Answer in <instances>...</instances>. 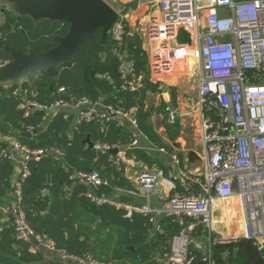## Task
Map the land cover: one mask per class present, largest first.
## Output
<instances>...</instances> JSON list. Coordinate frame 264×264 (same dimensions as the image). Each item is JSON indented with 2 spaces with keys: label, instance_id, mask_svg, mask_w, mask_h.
Listing matches in <instances>:
<instances>
[{
  "label": "built area",
  "instance_id": "1",
  "mask_svg": "<svg viewBox=\"0 0 264 264\" xmlns=\"http://www.w3.org/2000/svg\"><path fill=\"white\" fill-rule=\"evenodd\" d=\"M160 17L144 27L142 55L147 70H140L127 51L128 24L119 13L110 30L112 56L119 62L121 91L141 92L148 80L156 82L172 75L181 64L182 75L198 79L194 99H188L189 114L196 122L201 152L195 153L199 170L185 166L178 147L168 139V128L176 125L179 113L167 108L155 112L151 124L159 137L173 147L154 145L139 127L136 109L123 112L112 105L103 106L87 98L74 101L58 99L50 106L24 99L19 108L28 118L35 110L45 113L41 122L29 126L33 133L45 128L52 116L66 111L63 119L74 130L87 122L104 127L112 120L118 126L133 130L130 148L168 157L165 169H150L129 159L126 149L97 143L93 148L108 155L109 165L134 185L132 190L116 189L114 195L97 194L106 183L100 170H79L69 174L70 190L87 186L80 196L97 207L111 205L123 208L126 218L134 213L146 217L155 231L164 234L168 220L183 227L181 234L170 238V249L163 264H192L195 253L204 251L205 261L212 264L214 245L247 239L262 249L264 246V0H155ZM184 37L187 42H180ZM8 63L0 65V67ZM63 94L65 87L58 91ZM18 90L14 91L17 95ZM51 110H55L52 113ZM73 130V131H74ZM142 140L150 145H141ZM118 148V153L111 151ZM53 156L64 163V152L57 147L32 150L19 140L0 141V161L14 165L6 179L8 227L15 242L30 248L61 254L77 264H112L92 254L68 255L57 249L45 233H38L28 221L24 207L23 183L30 175L32 161ZM68 168V167H67ZM50 182V178L46 183ZM126 195L132 202H124ZM161 202L154 206V200ZM217 212L218 218H215ZM0 206V232L6 223ZM187 220L190 222L187 223ZM224 229V230H222ZM232 232V233H231ZM198 235V238L197 236ZM202 239H205L202 241ZM205 244V245H204Z\"/></svg>",
  "mask_w": 264,
  "mask_h": 264
},
{
  "label": "trees",
  "instance_id": "2",
  "mask_svg": "<svg viewBox=\"0 0 264 264\" xmlns=\"http://www.w3.org/2000/svg\"><path fill=\"white\" fill-rule=\"evenodd\" d=\"M130 6L132 4L122 8L121 15H124ZM4 18V22L0 23V65L13 62L4 46L25 55L42 54L51 51L56 46L53 41L67 35L70 30V24L65 21L35 20L9 10H4ZM112 46L110 35L104 42L102 32L97 31L93 38L84 44V53L74 59L71 68L59 66L51 74L36 73L31 82L12 83L8 87L0 86V137L19 140L32 150L57 147L65 154V164L53 156L43 157L40 161H32L30 164V175L23 183L24 207L28 221L36 232L47 234L57 249L68 255L95 256L98 250L96 234L91 232L86 224L97 220L99 225L96 232L108 230L116 235L114 239H108L106 246L112 253L110 258L104 260L106 263L116 264V261H119L117 264H123L122 260L131 259L155 264L156 254L158 252L164 254L170 249L168 238L181 234L184 228L165 220V233L160 234L155 231L148 219L139 213L126 218V211L123 208L116 209L111 205L97 207L87 198L80 196L83 191L88 190L87 186L68 189L70 183L66 170L69 169L71 173L79 170H100L106 178V183L93 191L97 194L114 195L116 189L132 190L134 185L109 165L108 155L91 148L85 143L86 139L89 138L93 145L102 143L122 147L126 149L129 159L139 165L165 169V163L159 154L152 155L141 148H130L133 130L118 126L117 120L110 121L104 127L93 122L83 123L68 134L70 123L63 119L66 114L63 110L55 113L51 122L32 139L18 136L19 133L26 132L29 126L38 125L45 115L43 111L35 110L30 117L25 118L24 111L19 108L24 99L50 106L58 99L74 101L87 98L103 106L112 105L125 113L136 109L141 132L154 145L165 147L168 152H172L173 147L159 137L151 124L152 108H148L147 98L143 93L121 91L119 62L112 56ZM127 51L135 60L138 69L147 70V60L142 55L139 37L130 39ZM62 87L66 89L63 94L58 92ZM145 88L154 93L162 91L150 80L146 81ZM15 90H18L17 95H14ZM172 101L176 102L175 92ZM167 108L169 105L165 102L159 106L162 113H166ZM175 126L168 128L171 141H175L180 135V125ZM14 171L12 163L0 161V198L10 191L6 179ZM49 178L50 182L46 183ZM121 200L132 202L126 195ZM130 248H134L135 251ZM232 251L213 247V264H246L238 251H235L237 254L234 256L231 254ZM195 255L199 257L201 252H196ZM44 262L45 258L40 252L32 253L28 244L15 242L11 228L5 225L4 230L0 232V264ZM49 264L64 263L54 261Z\"/></svg>",
  "mask_w": 264,
  "mask_h": 264
},
{
  "label": "water",
  "instance_id": "3",
  "mask_svg": "<svg viewBox=\"0 0 264 264\" xmlns=\"http://www.w3.org/2000/svg\"><path fill=\"white\" fill-rule=\"evenodd\" d=\"M14 6L18 14L30 16L35 20L65 21L70 24V30L67 35L53 41L56 46L51 51L42 54L25 55L4 46V50L12 57L13 62L0 67V80H20L25 77L32 80L36 73L51 74L59 66L71 68L74 59L84 53V44L93 38L97 31L102 32V40L105 42L120 16L103 0H14ZM130 39L131 36H128L127 44ZM141 92L146 96V88H143ZM169 108L176 111L173 104H170ZM51 112L56 111L51 110ZM73 130L74 126H69L68 134H71ZM42 131L43 128H40L33 133H19L18 136L32 139ZM85 143L93 148V143L89 138ZM118 151V148H115L111 153L116 155ZM214 248L238 251L246 264H264L262 254L264 246L260 249L244 238L234 242H223L214 245ZM130 249L135 251L134 248ZM207 257L203 254L197 257L192 264H210L205 261Z\"/></svg>",
  "mask_w": 264,
  "mask_h": 264
},
{
  "label": "crops",
  "instance_id": "4",
  "mask_svg": "<svg viewBox=\"0 0 264 264\" xmlns=\"http://www.w3.org/2000/svg\"><path fill=\"white\" fill-rule=\"evenodd\" d=\"M13 1V0H12ZM117 1V3H121L123 4V8L127 5V4H132V6H130V8L127 10V12L122 15L128 24V36H131V38L133 37H139V39L141 40V44L142 46H144V27L152 22L154 19H157L160 17V10H159V6L153 2L155 0H115ZM236 1H243V0H236ZM12 7L9 11H13L15 10V6L14 3L12 4ZM13 9V10H12ZM4 10H8L7 7L4 8ZM2 10V16H0V23H3L5 18H4V13ZM16 11V10H15ZM180 73V74H178ZM177 75H182V70H181V64H178L176 66V71L174 74L172 75H168L165 76L161 79H157L155 83V85L157 84L158 87L161 88V93L159 92H150L147 91L146 89V98H147V104H148V108H152V115L151 118H153L154 113L155 112H161L159 110V106L162 104V102H165L166 104H168L170 106L171 102H172V97L174 92L176 93V101L178 99L179 101V106L176 107V111L180 114L179 116V120H182V113L185 112V116L189 117L190 119H193V116L191 114H189V106H188V99H190L186 92V94L184 95V91H185V82H177V79H180ZM153 82V81H152ZM9 84V80H0V86H5L8 87ZM196 93H197V88H196ZM165 99V100H164ZM152 101L154 104H150L149 101ZM164 100V101H163ZM181 125L182 122H180V135L177 138L179 142H176V144H173L172 141H170L174 146L178 147L179 152H180V157L183 160L185 166H191L192 168H195L193 161L196 158L195 153L191 150V155L195 156V158H187L184 157L183 153L186 151L185 149V140H184V132L181 130ZM14 139L10 138V137H0V141L4 142V143H11ZM175 142V141H174ZM141 145L144 147H148L150 144L144 140H142ZM201 146V144H200ZM201 152V151H200ZM199 152V153H200ZM159 157H163V162L165 163V166L167 167L169 160L168 157H164V156H159ZM188 160H190V162H188ZM198 162V160H197ZM200 163V162H198ZM139 165V164H138ZM140 166V165H139ZM189 168V167H188ZM193 170H199V167H196ZM154 206L155 207H160L161 206V202H159L157 199H155L154 201ZM11 203V198L6 195L2 198H0V206L3 209V213H2V220L6 223H8V214L6 213L9 209ZM215 218H218L217 216V212H215ZM224 230V229H222ZM232 233V232H231ZM198 238V235H196ZM170 239V238H168ZM170 243V242H169ZM30 251L32 253H36V252H40L44 258L45 261L43 264H49L51 262L54 261H62L64 264H77L75 262H69L67 260L64 259V257L61 254H58L57 252H51V251H47L45 249H42L38 246H34L33 248H30ZM201 252V255L204 254V252L202 251H198ZM156 259V263L155 264H163L164 263V254L158 252L155 256ZM119 261H116V264ZM123 264H147V263H142L139 260L138 261H132L131 259H126V260H122L121 261ZM113 263V262H112ZM120 263V262H119Z\"/></svg>",
  "mask_w": 264,
  "mask_h": 264
},
{
  "label": "rangeland",
  "instance_id": "5",
  "mask_svg": "<svg viewBox=\"0 0 264 264\" xmlns=\"http://www.w3.org/2000/svg\"><path fill=\"white\" fill-rule=\"evenodd\" d=\"M106 4H108L111 8H113L115 11H117L118 13H120V11L122 10L123 8V4H119L117 3V1L115 0H103ZM14 3V0H0V16H2V10H4L5 7L8 8V10H10L12 7V4ZM16 4V2H15ZM13 10V9H12ZM16 14H18L17 11L13 10ZM4 13V11H3ZM121 14V13H120ZM180 42H187V40L182 36L179 40ZM180 74V73H178ZM180 79H177V82H185V91H184V95L188 94L187 97L191 98V99H194L195 98V95H196V88L198 86V79L195 75H191V76H181V75H177ZM32 80L29 79V78H21L20 80H9V84H12V83H18V84H23L25 82H31ZM165 100V99H164ZM163 100V101H164ZM173 102V101H172ZM174 106L178 107L179 106V101L177 99V101L175 103H172ZM150 104H154L151 100L149 101ZM182 120H178V122L176 123L177 126L180 125V122H182L183 125H181V130L184 132V144L186 145L185 146V149L186 151L183 153L184 157H187V158H195V156H192L191 155V150L194 151V152H197L199 153L201 151V146H200V139H199V135L197 133V128L195 127L196 125V122L193 120V119H190L189 117L185 116V112L182 113ZM180 116V115H179ZM174 126H171V128H173ZM180 129V128H179ZM169 139V135L167 137ZM176 142H179L178 139L174 141H172L173 144H176ZM152 155L155 154V153H151ZM161 160H163V157H160ZM188 162H190V160H188ZM193 164L196 167H201V164L197 162V159L195 158V160L193 161ZM145 166V165H143ZM148 167V166H146ZM189 169L193 170L195 168H192L191 166H188ZM150 168V167H148ZM153 168H158L157 166L153 167ZM153 168H150V169H153ZM195 171V170H193ZM190 221L187 220V223H189ZM99 225V222L96 220L94 222H91L89 221L87 224H86V227L89 228V230L91 232H94L96 234V237H95V240L97 241V245H96V248L98 250L97 251V254L95 255L99 260H102L104 261L106 258H110L111 256V253L112 251L108 250L107 249V242H108V239H114L116 237L115 234L113 233H110V231L108 230H104V231H99V232H96V229ZM205 239H202V241H204ZM205 245V244H204ZM112 248L114 249L115 247H113L112 245ZM112 249V250H113ZM204 252V251H202ZM237 252V251H236ZM262 253L264 254V250L262 251ZM233 256L236 255L237 253H235V251L231 253ZM108 262V261H107Z\"/></svg>",
  "mask_w": 264,
  "mask_h": 264
},
{
  "label": "flooded vegetation",
  "instance_id": "6",
  "mask_svg": "<svg viewBox=\"0 0 264 264\" xmlns=\"http://www.w3.org/2000/svg\"><path fill=\"white\" fill-rule=\"evenodd\" d=\"M263 254V253H262ZM264 255V254H263Z\"/></svg>",
  "mask_w": 264,
  "mask_h": 264
}]
</instances>
